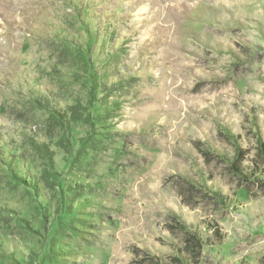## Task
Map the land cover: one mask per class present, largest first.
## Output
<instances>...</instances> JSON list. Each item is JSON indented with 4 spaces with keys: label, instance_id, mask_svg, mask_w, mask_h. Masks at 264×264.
<instances>
[{
    "label": "rangeland",
    "instance_id": "rangeland-1",
    "mask_svg": "<svg viewBox=\"0 0 264 264\" xmlns=\"http://www.w3.org/2000/svg\"><path fill=\"white\" fill-rule=\"evenodd\" d=\"M0 149V264H264V0H0Z\"/></svg>",
    "mask_w": 264,
    "mask_h": 264
},
{
    "label": "trees",
    "instance_id": "trees-1",
    "mask_svg": "<svg viewBox=\"0 0 264 264\" xmlns=\"http://www.w3.org/2000/svg\"><path fill=\"white\" fill-rule=\"evenodd\" d=\"M85 14V11L80 14L81 15V19H82V22L85 23L88 28L90 27V30L88 29V32H90L91 34V31H92V27L90 25V22L89 20H87L86 18L84 19L82 16ZM90 14V12L88 11L87 15ZM92 38V37H91ZM93 40V38H92ZM93 42V41H91ZM98 80V79H97ZM35 101L40 105L42 106V108L44 109H49L48 106H50L47 101V103H42L39 99H35ZM53 103V112L54 114H56L57 112L55 111L56 110V104L54 102ZM55 104V105H54ZM50 110V109H49ZM260 151L262 152V150L260 149ZM0 156L2 158V161L4 162L5 165L9 166L10 168H14L16 165L14 164V161L12 159H10V155H6L2 149H0ZM236 161L230 163V170L231 171H238V167L235 163ZM11 169V170H12ZM13 171V170H12ZM239 174H241V176H244L243 175V171H238ZM237 172V173H238ZM247 175V174H246ZM253 175V174H252ZM18 180H20L21 182H24V183H27V184H31L33 185L35 188L38 189V183H37V180L33 177H31L30 180H28L27 177H21L19 176L18 174L15 173L14 175ZM248 176V175H247ZM250 177V175H249ZM248 180V179H247ZM61 186V185H60ZM68 203V204H67ZM66 203L65 201V206H64V211H65V215L63 216V220L62 218L59 219L58 222H62V221H65V220H71L73 219V216L74 218L77 219V221H74L73 220V226L71 225L70 227H72V229L75 230V233L77 235L78 238H87L88 237V230L89 229V225H88V222H89V218L88 216H86L84 213H85V208H83L80 203H77L75 204L74 202H72L71 200L68 201ZM83 214V215H82ZM182 228L186 229L185 226H183ZM91 232V231H90ZM186 236H185V239H183V242H184V249H183V253L182 252H178V254L176 255L175 258H173V263H167V262H163L161 264H191V263H194L197 261V259L200 257L201 255V250H202V247H203V239L201 237V235L198 233V232H195V233H190V231H188L186 229ZM194 243V245L196 246V249L194 248V246H192L193 248H190L189 246V243L191 242ZM193 249V250H192ZM55 258L57 260V262L59 264H70V262H74V255L70 252V250H62V249H58L55 253ZM154 259H152L153 261ZM154 264V262L152 263Z\"/></svg>",
    "mask_w": 264,
    "mask_h": 264
}]
</instances>
